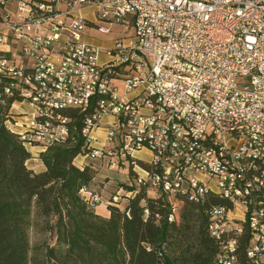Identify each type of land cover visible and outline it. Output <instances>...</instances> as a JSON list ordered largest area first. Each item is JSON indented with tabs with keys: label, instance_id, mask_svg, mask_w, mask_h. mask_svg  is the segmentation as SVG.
<instances>
[{
	"label": "built area",
	"instance_id": "built-area-1",
	"mask_svg": "<svg viewBox=\"0 0 264 264\" xmlns=\"http://www.w3.org/2000/svg\"><path fill=\"white\" fill-rule=\"evenodd\" d=\"M92 28L122 35L102 48L85 40ZM0 84L2 101L29 107L7 120L29 149L67 142L74 119L65 112L77 109L84 146L74 163L130 167L134 182L106 207L145 190L172 214L214 195L223 201L209 210L219 263H237L248 228L247 255L264 264V0H0ZM81 194L104 202L87 187Z\"/></svg>",
	"mask_w": 264,
	"mask_h": 264
},
{
	"label": "trees",
	"instance_id": "trees-1",
	"mask_svg": "<svg viewBox=\"0 0 264 264\" xmlns=\"http://www.w3.org/2000/svg\"><path fill=\"white\" fill-rule=\"evenodd\" d=\"M15 99H0V264H220L209 210L221 199L208 195L204 202L185 201L180 214H169L168 201L142 190L125 210L109 205L110 215L104 217L81 194L93 170L74 163L84 146V114L65 112L74 119L71 137L40 152L45 169L35 171L28 165L30 149L7 124ZM33 229L49 233L54 244L33 246ZM246 229L236 264H252Z\"/></svg>",
	"mask_w": 264,
	"mask_h": 264
},
{
	"label": "rangeland",
	"instance_id": "rangeland-1",
	"mask_svg": "<svg viewBox=\"0 0 264 264\" xmlns=\"http://www.w3.org/2000/svg\"><path fill=\"white\" fill-rule=\"evenodd\" d=\"M85 35L86 37L84 38H86L88 41L95 42L98 44V46H101L102 48H106V47L111 46V41L116 39L118 36L122 35V33L119 32L117 28H115V30L112 31L111 33H103L101 31H98L96 28H92L89 32H86ZM38 150H39L38 148L30 149L32 153V158H37L39 156L38 158L42 160L40 157V153H38ZM142 156L147 158L145 154H142ZM40 160H32V163L31 162L30 163L39 164L41 162ZM88 165L93 170L94 178L90 182L87 188L96 191L98 194H100L104 198V202L102 204H98L93 207L90 206V209L102 214L104 217L109 216L110 210L107 207L109 211L108 213L105 207L106 200L110 198L119 188H122V187L125 189L130 188L129 185L134 182L135 175L130 170V167L128 168V166L127 168L122 166L120 168L113 169V168H110L106 162L100 161V160L89 161ZM36 169H38V167ZM127 203H126V200L125 201L123 200L121 201L118 207L122 210H125ZM182 206L183 204H180L179 214H180ZM30 236H31V242L33 246L36 245L37 243H39L40 246L42 247H46L45 245L48 243L49 245L54 244V240H52L49 233H37L36 230L33 229L31 231Z\"/></svg>",
	"mask_w": 264,
	"mask_h": 264
},
{
	"label": "bare ground",
	"instance_id": "bare-ground-1",
	"mask_svg": "<svg viewBox=\"0 0 264 264\" xmlns=\"http://www.w3.org/2000/svg\"><path fill=\"white\" fill-rule=\"evenodd\" d=\"M25 72H35V63L24 64ZM257 163H264V156H257ZM243 182H252V174L250 172H242ZM226 203L232 206H239V198H233L231 195H224ZM251 208H260V199H251Z\"/></svg>",
	"mask_w": 264,
	"mask_h": 264
},
{
	"label": "crops",
	"instance_id": "crops-1",
	"mask_svg": "<svg viewBox=\"0 0 264 264\" xmlns=\"http://www.w3.org/2000/svg\"><path fill=\"white\" fill-rule=\"evenodd\" d=\"M84 37H86V35L84 34ZM85 40H87L86 38H85ZM88 41V40H87ZM88 42H91V43H94V44H97V43H95V42H92V41H88ZM98 45V44H97ZM29 107L28 106H26V105H24V106H22V105H14L12 108H11V111L14 113V114H16V113H18V112H20L22 109H28ZM18 119H23V116H20V117H18ZM142 154H145L146 156H147V158H145L144 156H142ZM138 155H139V157L141 158V159H144V160H148V159H150V157H151V153H150V151H148V150H142V151H140V152H138ZM39 157V156H38ZM31 158L30 160H28V165L30 164V166L29 167H31L32 169H34L35 171H40V170H43V169H45V164L43 163V161L42 160H40V158ZM32 160H40L41 162L39 163V164H31L32 163ZM31 162V163H30ZM38 167V169H36ZM105 205V204H104ZM105 207H106V205H105ZM106 210L108 211V208L106 207ZM108 213H109V211H108ZM106 214V213H105ZM104 214V215H105Z\"/></svg>",
	"mask_w": 264,
	"mask_h": 264
}]
</instances>
